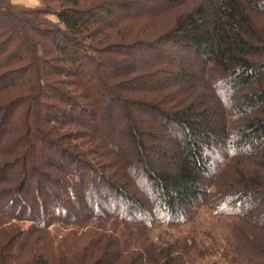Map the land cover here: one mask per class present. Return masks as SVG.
<instances>
[{
  "label": "trees",
  "instance_id": "1",
  "mask_svg": "<svg viewBox=\"0 0 264 264\" xmlns=\"http://www.w3.org/2000/svg\"><path fill=\"white\" fill-rule=\"evenodd\" d=\"M43 2L0 0V228L51 215L43 234L93 221L115 235L68 250L51 240L57 255L35 246L22 263L15 238L0 264H186L192 240L152 231L172 235L207 197L228 220L231 263L264 264V0ZM79 192L91 209L72 204ZM12 193L26 200L18 213Z\"/></svg>",
  "mask_w": 264,
  "mask_h": 264
},
{
  "label": "rangeland",
  "instance_id": "2",
  "mask_svg": "<svg viewBox=\"0 0 264 264\" xmlns=\"http://www.w3.org/2000/svg\"><path fill=\"white\" fill-rule=\"evenodd\" d=\"M6 1H8L14 9L21 11V12H31L35 10L43 11L45 9L43 0H6ZM42 18H46L48 21L52 23H55V24L57 23L55 16L52 14L44 13ZM172 19H174L172 13L164 16L163 19L155 22L153 26H151L150 31L154 35L160 33L164 29V26L167 25V23L172 22ZM110 20L108 19L109 22ZM134 26H135V29L142 27L140 23ZM65 109L67 110L66 107ZM88 110L93 111V112L95 111L94 108H88ZM46 154L50 159H52L53 155L49 151L48 152L46 151ZM90 164H92L91 167H95L96 169H98L99 167L94 163H90ZM234 166L238 167L236 166V164L224 166V172L221 174V177L219 178V183L223 182V180L225 179L227 180V177H228L227 175H229L230 173L232 174L233 170L235 169ZM249 168L251 169V167ZM41 184L44 189L52 190V186L50 185V183H46L48 185L47 186L45 184L46 187L44 186L43 182H41ZM65 184H66V181H65ZM90 184L92 183L90 182ZM93 185L95 186L96 183L94 182L91 185L92 186L91 189H93ZM68 188L70 187L68 186ZM73 190H74V186H73ZM27 191L33 192L34 196L37 193L36 189H33V190L28 189ZM40 192H43V191L40 190ZM52 192H54V194L58 196L61 190L59 191L58 189ZM17 194L18 193H12L11 195L9 194L7 197L5 196L6 197L5 204L10 205L11 201L12 202L14 201V203H12L11 205L15 208V210L13 211L14 213H18L22 208L21 205L26 204V200H24V197L19 196ZM1 196H4V195H1ZM76 196H77V199L76 201L72 203L73 205L74 203L76 204L80 203L84 207L91 209L90 207H88L87 203L82 199L83 192L77 193L74 196V198H76ZM207 198L208 199L201 200L200 203L198 204L199 209L192 222H189L183 226L171 229L172 231L170 233L172 235L170 236L164 235L162 228L161 229L158 228L155 230L153 229L152 238L159 236V234L163 235L164 241L168 242V244L173 243V241L176 239L192 240V243H191L192 245H189V246H194L193 245L194 243L196 246V249L194 250L191 249L190 252L186 254H182L181 256L186 261V264H234V263H231V255L229 251L228 250L226 251L225 249L227 246L228 238H229L228 237L229 225L227 224L228 220L215 215L212 208L216 206V198L214 197H207ZM55 199L57 200V198ZM44 200L45 199H43L42 197L40 198V202H43L44 209H45L48 207V203H46V201ZM93 208L94 209L97 208L96 210H99L101 212L103 211L102 209L103 207H100L97 204L93 205L92 209ZM28 213L29 212L26 211V213H22V214H25L27 216ZM43 213L46 214V212H43ZM74 213L81 216L82 214H84V211H81V209L77 207ZM0 216H2V213H0ZM50 216L51 215L49 216L48 215L46 216L37 215V223H32V222L25 220V221H20V222L16 221V223L11 224L10 226L5 225V227L0 228V245L5 246L9 240H14L15 238L16 239L14 241V246H19V243L24 241L26 245L21 244V246H27V247L25 249L26 252L23 254L22 258H20L21 260L20 262L22 263L23 261H27L31 259V256L33 255L32 252L36 251L35 250L36 247L39 248V247L44 246L43 250H45L47 253L52 252L53 254H56L55 246H51L53 245L52 243L51 245L49 244L51 240L53 242L54 240H57V242L59 240L60 242L62 241V245L61 244L60 245L63 246L64 249L68 250V249H73L74 246L75 247L83 246L87 242L90 243L92 246L94 243L98 241V240L96 241L95 239H99L98 236H100V234H108L109 237L110 236L112 237L113 235H115L114 233H111V230H109L111 229V227H114V226H111L110 224H104V223H95L93 221L89 222L88 224H85L84 228L78 231L72 228H65L60 223H55L49 229L48 234H43V232L45 231V228L42 226H44L45 222L48 220V217ZM74 231H76V233ZM28 234H30V238L28 242L26 243L24 235H28ZM95 235H98V236L95 237ZM64 237H68V238H64ZM92 238H94V240L90 242V239ZM104 244L108 245L107 238L103 239L100 245H104ZM111 245L112 244L110 243L109 246ZM61 249L62 248H60V250ZM197 251L201 252V254H204L205 256L198 257Z\"/></svg>",
  "mask_w": 264,
  "mask_h": 264
}]
</instances>
